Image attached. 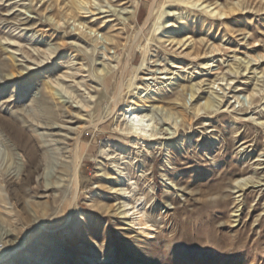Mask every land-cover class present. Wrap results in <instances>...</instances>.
Returning a JSON list of instances; mask_svg holds the SVG:
<instances>
[{"label":"rangeland","instance_id":"374dc122","mask_svg":"<svg viewBox=\"0 0 264 264\" xmlns=\"http://www.w3.org/2000/svg\"><path fill=\"white\" fill-rule=\"evenodd\" d=\"M82 1L0 0V264H264V0ZM103 60L119 68L101 87ZM144 93L159 133L123 136ZM36 99L37 131L9 111Z\"/></svg>","mask_w":264,"mask_h":264},{"label":"bare ground","instance_id":"6f19581e","mask_svg":"<svg viewBox=\"0 0 264 264\" xmlns=\"http://www.w3.org/2000/svg\"><path fill=\"white\" fill-rule=\"evenodd\" d=\"M95 2V1H94ZM86 3H89L88 1H85L83 2L82 0H76V8L78 10H84L85 9V4ZM190 3H193V5H195L197 3V1H194V0H190ZM212 7V8H211ZM87 8V7H86ZM204 10L207 11V13H209L210 15H213L215 13H218L220 14L219 11H217L213 6H211V4H208V5H205L204 6ZM87 11L91 12V9H87ZM132 11V10H131ZM150 11V10H149ZM134 12V11H133ZM185 12V11H184ZM183 13V12H182ZM138 14V12H137ZM149 14L151 15L152 14V11L149 12ZM162 14L159 13L158 15V19L157 21L155 22V28L154 30H157L159 28V26L161 25L159 22V17L160 15ZM134 13L132 14V18L134 17ZM138 16V15H137ZM149 16V15H148ZM181 17V16H180ZM186 17V16H185ZM184 17V18H185ZM183 18V17H182ZM183 18V19H184ZM123 21L125 22L126 21V18H122ZM122 22V21H121ZM166 22V21H165ZM186 22V21H185ZM168 23V22H167ZM159 24V26H158ZM123 25V24H122ZM185 24H180V26H177V27H173V28H169V29H166L165 32L166 34H168V36L166 37V40H170V41H174L176 40V33H179L181 32L183 29H185L186 26H184ZM153 40V39H152ZM108 41V40H107ZM134 41V40H133ZM149 41V40H148ZM183 44V43H182ZM134 45V44H133ZM148 45V43H147ZM146 45V46H147ZM133 47V46H131ZM130 47V48H131ZM49 50H51L50 48H48V52ZM133 50V49H132ZM147 52V51H146ZM70 55V54H69ZM68 55V56H69ZM50 56V55H49ZM145 56V55H144ZM146 59V58H145ZM135 62V61H134ZM128 64V62L126 63ZM143 64V63H142ZM100 67L98 68V72L99 74L102 75V77L99 78V83L100 81L103 80L104 82V79L107 78L106 76H108L109 74L115 72V70H117L119 68L118 66V63H115L114 66H110L109 63H106L104 60L101 61L99 64H98ZM125 67V66H124ZM127 67V66H126ZM125 67V69H126ZM247 67V65H246ZM245 67V68H246ZM25 70H27V68H24V70L22 69L20 72L16 73V75L18 76H24L25 74H27V72H25ZM123 71V70H122ZM123 73V72H122ZM126 74V73H125ZM11 75H14V73H12ZM10 74L9 75H5L3 78L4 82H9V79H10ZM123 75V74H122ZM120 77V76H119ZM255 77V76H254ZM1 78V79H2ZM126 78V77H125ZM186 78V77H185ZM184 78V79H185ZM134 79V78H133ZM145 79H148V78H145ZM174 78H171V77H168V78H165V80L163 81L164 84V87L166 88H169L171 87L172 85H175L173 84L174 83ZM131 81V79H130ZM182 81V80H181ZM119 82V81H118ZM145 82V81H144ZM179 82V81H178ZM191 82V81H190ZM189 82V83H190ZM162 83V82H161ZM176 83V82H175ZM180 83V82H179ZM122 84V83H121ZM137 84V83H136ZM147 84V83H146ZM54 85L55 86H58V87H62V84L59 82V81H55L54 82ZM54 85H52L50 82H47L45 83V88L48 89V91L51 93V96L53 97H56L59 102L61 103H64L63 100H61V97L59 96V93H57V88L54 87ZM132 85V83L130 82L129 84H127L128 87H130ZM144 85V84H143ZM178 85V84H177ZM100 86H101V83H100ZM102 87V86H101ZM149 87V86H148ZM158 87V86H157ZM163 87V86H162ZM195 85H191L190 84V91H191V95L193 96L194 94H196L197 92V89H195ZM14 88V87H13ZM137 88L139 89L140 87L137 86ZM198 88V87H196ZM257 88V87H256ZM66 89V87H65ZM121 89V85L119 86V88H117V90L120 91ZM141 89V88H140ZM261 89V88H260ZM149 90V88H146V89H143L141 92H147ZM66 92H71V90L67 87V89L65 90ZM105 91V90H104ZM103 91V93H104ZM115 92V91H114ZM140 92V93H141ZM162 92V91H161ZM164 92V91H163ZM166 92V91H165ZM139 93V92H138ZM151 93V92H149ZM149 93H144V94H139V97L137 98V100H133V101H127L126 104L124 105L121 113L119 116L122 117V122L121 123H117L116 126L119 130L122 131V134L123 136H133L135 138H140V137H144V136H155L157 133H159V127H158V121H159V116L157 115V113L153 110V107L154 103L153 104H149L146 105V103L148 102V98H147V95H149ZM121 94V93H120ZM199 94V93H198ZM211 94V92L209 93ZM103 94L101 93V96ZM118 95H119V92L117 93H114V95L112 96V102H113V105L115 106L116 103H117V98H118ZM206 95V94H205ZM155 96V95H154ZM157 96V95H156ZM159 96V95H158ZM152 97V96H151ZM75 98H77L75 96ZM44 100H40V99H36L35 101V104L37 106V108H33L32 109V113L31 114H28L27 111L25 109H19L17 110L16 112L13 111V110H9L11 113L15 114L16 116H18L22 123L24 124H27V126L29 127H32L34 128L35 131H37V128L39 127L37 124L33 123L31 120L32 119H38V113L39 111H44V109H47V110H50V106H48V103L46 102H43ZM147 101V102H146ZM150 101V100H149ZM154 101V99H153ZM18 102V101H17ZM146 102V103H145ZM160 102V101H159ZM78 103L80 104V106L82 107H89L90 104L87 100V98H80L78 99ZM163 103V102H162ZM4 103L1 104V106L3 105ZM20 105V104H19ZM161 110L162 107L159 106ZM220 107H222V105L220 106V101L213 97V96H208L204 102V105H203V108H210L212 109V112L213 111H217L218 109H220ZM158 108V106L156 107ZM37 109V110H36ZM113 109V108H112ZM196 112H198L200 110V108H196L195 109ZM163 119L162 120H168L169 121V129H174L175 131L173 132L174 134L178 132V127L181 123H177L176 122V119L177 117H181V120H182V124L186 123V115L185 113L179 109V108H176L174 106L170 107V108H166L164 109V112H163ZM161 119V118H160ZM181 124V125H182ZM189 124V123H188ZM263 125V123H261ZM17 125V124H16ZM60 126H58L57 124H52L51 125V128H59ZM1 128V127H0ZM31 128V129H32ZM50 128V129H51ZM63 130V129H62ZM61 131V130H60ZM55 134V133H54ZM53 134V135H54ZM55 136V135H54ZM58 136V134H57ZM62 137V136H61ZM39 138L41 140V142H43L44 144H46L47 146V141L45 140V137H44V134H39ZM53 140V139H52ZM58 141V140H57ZM212 142V141H211ZM211 146V145H210ZM20 149V148H19ZM66 152V151H65ZM45 153L43 154V157H42V161L45 160ZM40 158V157H39ZM170 159V158H169ZM66 165V164H65ZM68 165V164H67ZM33 167V166H32ZM66 168H70V171H72L73 173H75V168L71 167L70 166H65ZM136 167V166H135ZM138 167V166H137ZM134 168V167H133ZM136 169V168H135ZM39 170V169H38ZM145 171V170H144ZM69 172V171H68ZM142 172V171H141ZM140 173V172H139ZM124 174V173H123ZM129 175V174H128ZM140 175V174H139ZM142 175V174H141ZM128 179V178H127ZM134 185V184H133ZM17 186V185H16ZM52 188V184L51 183H46L44 184L42 190H41V196L42 197H45L48 193V191ZM22 189V188H21ZM0 191H1V188H0ZM239 191V190H238ZM24 192V191H23ZM0 198L2 199L3 197L0 196ZM134 203V202H133ZM151 212V211H150ZM138 221L140 224H143V225H147L150 221V216L145 214L142 210L139 218H138ZM194 235V234H193ZM224 238V237H222ZM216 251V250H215ZM218 252V251H217ZM1 257V256H0Z\"/></svg>","mask_w":264,"mask_h":264}]
</instances>
